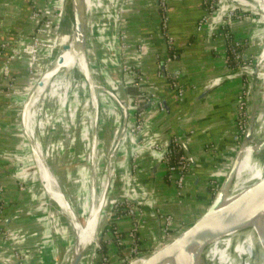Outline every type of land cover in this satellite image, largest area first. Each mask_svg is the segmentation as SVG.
I'll return each mask as SVG.
<instances>
[{
  "label": "crops",
  "instance_id": "obj_1",
  "mask_svg": "<svg viewBox=\"0 0 264 264\" xmlns=\"http://www.w3.org/2000/svg\"><path fill=\"white\" fill-rule=\"evenodd\" d=\"M120 3L121 0H115L114 7L117 9ZM48 5L63 6V0H0V44H9L0 55V179L4 186L1 193L4 209L0 217V229L7 224L20 236L13 244L1 241L0 237V264H16L10 256L12 245L25 250L31 264H53L48 260L51 258H47V261L42 257V247L44 232L52 231L55 225L51 219L56 216L59 218L57 209H49L47 201L48 207L44 212V202L33 194V181H28L31 179L30 172L24 168L20 173L16 172V155L23 143L19 127L21 105L32 78L47 66L52 50L48 47L39 49L33 73L28 67L29 55L24 53L12 62L10 78L3 71L5 58L15 49L23 48L36 32L38 21L31 18L33 10ZM121 9L114 19L124 31V40L131 48L124 51L117 49L114 44L118 42L116 35L110 39L104 35L106 28L103 27V30L100 27L106 22L101 21L98 24L100 26L95 25L97 35L94 38L98 45L91 47L92 54L102 57L100 59L107 64L106 67H115L121 60L135 65L144 77L142 91L163 98L169 110L151 106L143 109L145 125L137 135L143 142L133 145L129 141L130 154L135 150L139 152L136 167L132 166V161L128 164L130 160L126 155L127 164L121 167V174H118L126 183L111 188L112 201L127 195L136 200L144 214L143 222L136 231H133V218L125 209L106 220L101 238L109 245V254L114 258L133 252L134 247L142 251L161 247L191 226L207 210L214 199L218 183L228 174L238 146L241 128L237 98L243 84V77L233 73L227 60L222 36L215 34V29L210 25L198 29L199 21L206 15L205 0H168L170 30L175 37V49L179 55L170 64V70L181 71L177 83L184 90L182 97L178 96L177 89L160 67L168 50L161 33L158 0H131ZM110 17L113 15L102 18ZM52 20L53 24L47 27L46 37L55 43L59 41L63 26L55 15ZM212 22L213 27L217 28L219 21ZM235 31L238 37L246 34L244 26ZM140 45L144 46L142 50H139ZM109 74L112 78V69ZM11 82L14 85L13 96L8 98L4 91ZM125 84L122 99L130 105L139 91L130 79H126ZM32 108L28 109L26 119ZM31 132L32 129L26 133L33 136ZM176 136L186 139L194 159L191 160L192 168L181 190L169 178L164 162L154 158L149 149L151 143L166 147ZM40 176L37 172L35 179L42 180ZM55 190L64 198L59 186ZM166 216L173 217V225L167 232L164 229ZM115 231L122 239L120 248L116 247Z\"/></svg>",
  "mask_w": 264,
  "mask_h": 264
},
{
  "label": "rangeland",
  "instance_id": "obj_2",
  "mask_svg": "<svg viewBox=\"0 0 264 264\" xmlns=\"http://www.w3.org/2000/svg\"><path fill=\"white\" fill-rule=\"evenodd\" d=\"M108 1L110 3H108ZM114 2L115 0H88L85 7V14L83 15V23L84 31L86 32L87 58L90 62L92 76L95 81L94 84L101 85L102 87H105L107 91H112L114 94L122 98L124 97L123 93L125 91L126 84L123 85L124 87L120 85L116 66L106 67L107 64L100 59L102 57H99V55L97 54L93 55L91 51L92 46L97 47L98 45L94 38V35H97V27L95 25H98L101 21H104V23L106 22L105 25L100 27L103 30V27L106 28V32L104 33V35H106L109 39L112 36L116 35L118 42H115L114 44L115 47H117V45H119L120 47L119 38L122 30L120 29L119 24L116 25L117 20L114 19L118 16L117 13L120 12V4L116 9L114 7ZM216 2L217 5L215 6V10H208L207 12V9H205L206 15L204 17H215L216 21H219V25L216 26L217 28H214V31L215 34H220L224 39L226 50L227 47H230V43L233 42V38L238 42V45L236 47H240L239 50L242 58L238 59L237 63H235L234 66L236 67L237 71L234 70L233 73L235 75L243 77V84L240 88L244 103L243 108H240L241 123L242 125H244L248 123L249 120L255 119L258 124L260 118V112L258 110L260 109V107H258L257 103L259 101L258 92H261V84L258 83L259 80L256 79L255 73H257L260 79L262 78V72L264 69L263 22H261L260 16L255 13V8H252V5L248 0H216ZM257 2L259 4V9L264 17V0H257ZM224 3H226V6H224ZM221 6L222 11L220 15H223L224 12H226V15L218 19L217 13ZM62 9L63 12L61 16L58 15V12L54 13V15L62 21L61 25L63 26V30L61 29L62 31H60L59 33L60 37L58 42L54 43L51 41L54 46L53 48L49 47L52 52L47 64L48 66L49 63H51L55 59V56L60 54L61 50L63 49L62 45L65 44V42H69L74 36L73 0H63ZM111 14L113 15V17H110V19L102 18L105 15ZM229 15L230 18L228 17ZM210 23L211 22L209 20V24ZM243 26L246 29L245 36H236L235 30L238 29V27ZM45 68L42 69V71H40L38 75L32 78V83L25 92V97L23 99L24 104V101L26 100L29 92L36 85L37 90L33 93L31 99L29 100V102L34 100V103L32 102L29 105V102H27V105L25 106L22 129H24L25 132L32 129L31 133L33 134V136L30 135V138L37 151V158L36 160L34 159V155L31 152L28 142L26 141V138H24L22 133V148L18 152V155H16L18 164V169L16 172L20 173L23 168L27 169V171L30 172L31 179L28 181H33V194L39 198L41 197V201L44 202V205H42L44 211V209H47L48 207L47 201L48 204L50 202L49 200H46L48 199V195L46 193L47 191H45V188L39 181L40 179H35V174L38 172V174L41 175L43 183L47 188L45 178H43L44 175L42 170L44 169L43 162L46 161L54 171L58 180L63 185L64 190L61 188L60 190L63 193L65 202L63 198L60 197L57 193L59 199L58 203L60 204V206L64 205L66 208L68 207V209L74 215H76L77 218H82L85 223V228L87 229L85 238H89V235L91 233L92 235L95 234L94 222L96 223V221L98 220L99 223L100 221L98 235L101 236L103 235L106 220L108 218H111L112 214H114V212L111 211V209H113L111 188L113 185L116 186V184L119 185L120 183H123L124 185L126 183V180L124 179L123 181L122 177L118 174H121V167H124L125 163L127 164L126 155L128 157V161L130 160L128 164H130L132 161L133 154H130L131 147L129 146V141L131 137L130 135H132L130 128L133 125L132 121L134 118V114L131 110L132 108L130 109L129 103L127 102L128 118L125 123L124 132H122L125 118L123 109L114 99V97L110 96L109 92L102 89L103 91L98 95L100 102V119L97 136L96 155L94 160L95 166L92 171V144L94 140L93 137L95 135L94 122H96V117L94 115V126L92 130H90L88 127L90 119L87 118L86 115H88V111H91L92 108L88 106L91 96L88 93V88L86 87V79L83 78V76L77 70L76 66H74L72 62H70V60L65 59V61H63L57 68L55 73L51 75L49 88L46 90V95L42 100V106L40 108L41 110L39 116L35 117L34 111H36L38 101L37 91L38 87L40 86L39 82L42 80H39V77L41 76L42 78V76L45 75V72L48 71L47 69L46 71H44ZM111 69L113 70L114 74L117 73L116 76H114L113 74L112 78L109 77ZM23 104L21 105V111ZM30 107H33L32 112L30 113L28 119H26V114ZM238 108L239 107L237 106V109ZM238 113L239 111H237V114ZM38 117L40 120V126L38 128H35L36 118L38 119ZM257 124H254L253 128ZM19 127L21 129V119L19 121ZM237 139L238 146L235 150L234 157H232L230 167L233 164L236 158V154L239 150L240 138ZM116 144H118V147L116 149V152H114L113 150ZM249 149V146L246 145L245 148L241 150V152L243 151V153H245L243 161L244 159H249ZM248 161L250 162V159ZM109 164H111L109 173H112V175L110 184L108 186V196L105 202L107 175H109ZM253 165L256 172L264 173V164L262 161H256ZM164 167L167 171V167ZM55 175V182L57 186H59ZM117 175L118 178L116 179ZM239 175H241V173H239ZM253 179L254 178L245 179L243 183L239 182L238 185L239 187L243 188L245 184L252 182ZM224 180L218 183L213 198L217 196L218 192L221 189V186L224 183ZM93 184L97 188L96 195L94 196L95 200H92V198L94 197L91 194ZM118 187L119 186H117L116 189H118ZM58 203L56 204L54 202V206L49 207V209H57V206L59 207ZM96 205H98L99 210L97 213H94ZM89 210H91V212H88ZM60 212L67 217V215L61 210V208ZM66 217L59 216V218H57L56 216L54 219H51L53 225L55 224V229L53 228L54 231L52 230L48 233L46 231L44 232L42 257L44 258V260H47V258H51L48 260L52 261L53 264H64L66 262V257L70 252L75 239L74 229L70 221L68 220V218L66 219ZM98 242H95L94 251L90 250V246H86L85 243L84 245H80L81 248L76 256H78L84 250L87 251L80 259L79 264L94 263L97 256V250L100 249L99 247H101L100 242L99 244ZM9 244L13 243L9 242ZM116 247H121V245L117 243V241ZM153 250L155 249L142 251L137 247H134L133 252H131L132 254L125 253L123 254V256H118L115 258L109 254L107 258L103 257V259L106 264H133L134 260L148 256ZM22 251H24V253L28 257V253L25 250ZM29 260L30 259L28 258L27 264H31ZM15 263L17 264L16 260ZM138 263L139 262H135L134 264Z\"/></svg>",
  "mask_w": 264,
  "mask_h": 264
},
{
  "label": "bare ground",
  "instance_id": "obj_3",
  "mask_svg": "<svg viewBox=\"0 0 264 264\" xmlns=\"http://www.w3.org/2000/svg\"><path fill=\"white\" fill-rule=\"evenodd\" d=\"M226 3H224V6H226ZM221 11L222 8L220 12ZM72 39L69 42H65L66 45L70 44V46L63 48L60 54L55 56V59L49 63V67L47 68L48 71L45 72L43 80H41V78L39 79L44 81V83L37 93L38 101L34 115L35 117L39 116L42 100L46 95V90L49 88L51 75L65 59H68L76 66L83 78L86 79V87L91 96L88 106L92 108L91 111H88L86 117L90 119L88 127L92 130L95 123H93V118L96 114V101L93 100L92 93L88 86V82L91 79V66L85 55L83 44L79 46L76 42L74 43ZM255 77L259 80L258 83L261 84V92H258L259 101L257 103L258 107H260L258 110L260 112V118L259 124L249 133V140L246 144L250 148L248 155L250 162L248 161L249 159H244L243 161V157L240 156L237 176L231 185L228 195H224L221 201L222 203L217 210H222V212L219 216L214 217L208 222V229L203 238L206 244L202 246L201 249L195 251L192 249L194 243H177V245L156 264H264V173L256 172L253 165L256 161H262L264 164V69L261 79L257 73H255ZM93 88H96L98 95L105 90V87L101 85H93ZM110 96L112 95L110 94ZM31 103L32 101L29 102V105ZM39 126L40 120L38 117V119L36 118L35 128ZM43 164V178H45V183L47 185V195L50 202L49 207H53L54 202L56 204L59 202L58 194L55 190L57 186L54 184L56 183L54 175L50 171L47 162L44 161ZM239 173H241V175H239ZM250 178H254L252 182L245 184L243 188L239 187V182L243 183L245 179ZM59 207L57 206L58 215L66 217L60 212V208L62 207L63 212L69 215L70 219L68 217H66V219L68 218L75 232V239L68 253L71 259L76 256L81 248L80 245H84V243L86 246H90V250L94 251L98 231L95 232V234L97 233L96 235H92L91 233L89 238H85L87 229L85 228V223L82 218H77V216L64 205ZM98 210L99 207L96 205L94 213H97ZM88 212H91V210ZM148 260L149 256H145L134 260L133 264L135 262H139L138 264H145Z\"/></svg>",
  "mask_w": 264,
  "mask_h": 264
},
{
  "label": "built area",
  "instance_id": "obj_4",
  "mask_svg": "<svg viewBox=\"0 0 264 264\" xmlns=\"http://www.w3.org/2000/svg\"><path fill=\"white\" fill-rule=\"evenodd\" d=\"M131 0H122L120 3V9L122 8L123 5H126L130 2ZM223 3V2H222ZM217 5L216 0H205V8L208 10H215V6ZM223 6V4H222ZM221 6V8H222ZM158 7L159 11L161 14V33L162 37L166 43L167 46V55L165 56L163 62L161 63L160 67L162 70H164L171 80V85L177 89V93L179 97H182L184 95V90L182 87H180L177 83V78L180 76L181 71L179 69L177 70H170V64L174 62L175 60L178 59V52L175 49V37L173 33L170 30V18H169V12H168V0H158ZM63 6L59 5H48L46 7H36L32 14L31 18L35 19L38 21L37 29L36 32L34 33L32 39L25 43L23 48L21 49H15L14 51L9 54L3 63V71L4 75L8 78H10V69H11V64L15 60L16 57L20 56L21 54H27L29 55V62H28V67L31 73H33L36 62L38 59L39 55V49L41 47H50L53 48V43L47 39L46 35L48 32V28L50 25L53 24L52 16L54 15L55 12H58V15L61 16L63 12ZM218 11L217 18H221L226 15V12H224L223 15H220V10ZM122 10V9H121ZM120 10V12H121ZM215 13V12H213ZM230 18V15L228 16ZM215 21V17H204L198 26V29H201L204 25H210L212 29L213 27V22ZM210 20V24H209ZM225 24V23H224ZM125 34L124 31H121L120 33V50H125L131 48V45L124 40ZM8 43L4 42L0 44V55L3 53V51L8 47ZM238 45V42L234 40L233 42L230 43V47H227L226 50V55L227 59H231L237 63L238 59L242 58V55L240 53V47H236ZM144 48L143 45H140L139 50H142ZM119 64L117 63L115 66L117 68ZM123 66V72H124V82L126 79H130L132 81V84L137 87L138 89V95L135 97L132 105H129L130 109L132 110L134 114L133 118V125L130 128V131L132 135H130V141L132 142L133 145H138L141 144L143 141L141 139L137 138V135L142 132L144 125H145V119L143 117V110L140 111L139 107L142 101H146L148 106L154 107V108H160L164 110V104L157 97L155 93H146L142 91L141 88V83L144 80V77L141 73V71L135 66L131 65L128 63L122 62ZM233 70H236L235 66H232ZM237 71V70H236ZM13 83L8 85V88L6 91H4V94L10 98L13 96ZM243 97L240 94L238 95L237 98V106L239 107L238 111V121H239V126L242 130L244 125L241 123V109L243 108ZM241 108V109H240ZM240 138V135H239ZM149 149L151 151V155L164 162L165 166L167 167V173L169 175V178L172 179L178 186V188L181 190L184 187V180L187 175V173L190 172L192 168L191 160L186 153V151L183 148L182 145V137H174L170 141V143L166 147H162L158 143H151L149 144ZM139 158V152L138 150L133 151L132 155V163L133 167H136V161ZM130 180H128L129 184ZM4 190V186L0 181V217L2 210L4 209L3 206V200L1 198V193ZM112 211L115 213H118V211H121L122 209H125L127 214L130 215L133 218L134 221V230L136 231L140 225L141 222H143V212L141 209L136 204V200L130 198L129 196L125 195L122 196V199H116L112 201ZM165 231L167 232L173 225V217L172 216H166L165 217ZM117 232L115 231L116 235V241L121 245V239ZM0 237L1 241L9 243L14 241L20 237L18 234L15 232L11 231L7 224H4L3 227L0 229ZM11 248V253L10 256L14 258L17 262V264H27L28 262V257L24 253V251L20 250L17 246H12ZM101 248V247H99Z\"/></svg>",
  "mask_w": 264,
  "mask_h": 264
},
{
  "label": "water",
  "instance_id": "obj_5",
  "mask_svg": "<svg viewBox=\"0 0 264 264\" xmlns=\"http://www.w3.org/2000/svg\"><path fill=\"white\" fill-rule=\"evenodd\" d=\"M249 1L252 5V8L253 9L255 8V11H256L255 13L260 16L261 22H263V26H264V17H263V15L259 9V4H258L257 0H249ZM86 5H87L86 0H73L74 36H73L72 41L74 43L76 42L79 46H81L83 44L84 49H85V55L87 57L86 32L84 31V23H83V15L85 14L84 12H85ZM69 46H70V44H67V45L63 44L62 48H67ZM116 48L120 49L119 45H117ZM118 64H119L117 66V73L119 75L118 79H119L120 85L123 86L125 83H124V73H123L122 60L119 61ZM48 67L49 66L47 65L44 71H46V69ZM93 82H95V81L93 79L92 72H91V79L88 82V84H89L88 86H89V89L92 93L93 100L96 101V106H95V112H96V114H95V117H96L95 118V120H96V122H95V135H94V140H93V144H92V159H91L92 171H93V168L95 166L94 160H95V155H96V147H97L96 145H97V136H98L99 119H100V102H99V98H98V92L96 91V88H93V85H95V86H97V85L94 84ZM39 84L42 85L43 81H40ZM35 91H36V86H34L31 89V91L29 92V94H28V96H27V98L23 104L22 111H21V118H20L21 119V129H22L23 121H24L25 106H26L27 102H29V100L31 99V97ZM107 92H109L114 97V99L119 103V105L123 109V114H124L125 118H124V126L122 129V132H124L125 123H126L127 118H128L127 100H125V99L123 100L122 98H120V96L114 94L112 91H107ZM161 101L164 104V109L166 111H168L169 107H168V104L166 103V101L163 98L161 99ZM254 124H257V121L255 119H252V120H249L248 123H246L244 125V127L242 128V130L240 132V145H239V150L236 154V158H235L233 164L231 165V167L228 171V174L224 180L223 185L221 186L220 191L218 192L217 196L213 199L212 203L209 205L207 210L191 226H189L187 229H185L180 234H178L173 240H171L170 242H168V243L162 245L161 247L153 250L148 255L149 260L145 264H156L166 254H168L170 252V250H172L177 245V243L178 244L181 242H190L192 244L194 243V246L192 249L195 251L201 249V247L206 244V242L204 241L203 238H204V236L207 232V229H208V222L210 220H212L214 217L219 216V214H221V212H222V210L221 211H217V210L219 209V207L222 203L221 201H222L224 195H228L230 188H231V185L233 184V182L237 176V173L239 171V165H240L239 164L240 153H241V150L245 147V145L247 144V142L249 140L248 136H249V133L251 132V130L253 129ZM22 133H23L24 138H26V141L28 142L29 148L34 155V159L36 160L37 151H36L35 147H33V143H32L30 136L28 134H26L24 129H22ZM117 142H119V141H117ZM182 145H183L184 150L188 154L190 160L194 161V159L191 155V152L189 151V148H188V145H187L185 138H182ZM117 147H118V144L115 145V148L113 150L114 152H116ZM110 167H111V164H109V166H108V173H109ZM49 169L55 175L54 171L51 169L50 166H49ZM111 175H112V173L111 174L109 173V175H107L105 202H106V199L108 196L107 192H108V186L110 184ZM55 177H56V175H55ZM40 180H41V178H40ZM57 181L59 183L60 188L63 189V185L58 180V178H57ZM41 183L43 185L42 180H41ZM43 187L47 191L46 186L43 185ZM96 192H97V188L93 184L92 189H91V194L93 197L96 195ZM92 200H95V197L92 198ZM59 206H60V204H59ZM93 206H94V201H93ZM61 210L63 211L62 207H61ZM65 214H66V212H65ZM66 215L69 218V215L68 214H66ZM94 225H95L94 232H96V231L99 232L100 221L98 223V220H97L96 223L94 222ZM96 236H97L96 241L97 242L100 241L101 236H99V235H96ZM77 242H78V240H77ZM98 244H99V242H98ZM86 251L87 250H84L78 256H76V257L74 256V258H72L73 260L71 259V256L68 255L66 257V262L64 264H79L80 259L84 256V253H86Z\"/></svg>",
  "mask_w": 264,
  "mask_h": 264
},
{
  "label": "trees",
  "instance_id": "obj_6",
  "mask_svg": "<svg viewBox=\"0 0 264 264\" xmlns=\"http://www.w3.org/2000/svg\"><path fill=\"white\" fill-rule=\"evenodd\" d=\"M228 62L230 64V66H234L235 65V62L232 60V57H231V59H229ZM147 106H148V104L146 103V101H142L141 104H140L139 110L142 111ZM244 154L245 153H243V151H242L240 156L244 158ZM99 242L101 244V248L97 250L96 260L94 261L93 264H106L104 262L103 257L107 258V256L109 255L110 248H109V245L106 243L104 238H101Z\"/></svg>",
  "mask_w": 264,
  "mask_h": 264
}]
</instances>
